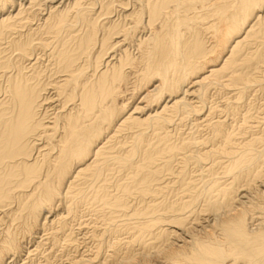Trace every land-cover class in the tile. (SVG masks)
I'll list each match as a JSON object with an SVG mask.
<instances>
[{
  "label": "bare ground",
  "instance_id": "obj_1",
  "mask_svg": "<svg viewBox=\"0 0 264 264\" xmlns=\"http://www.w3.org/2000/svg\"><path fill=\"white\" fill-rule=\"evenodd\" d=\"M0 264H264V0H0Z\"/></svg>",
  "mask_w": 264,
  "mask_h": 264
},
{
  "label": "rangeland",
  "instance_id": "obj_2",
  "mask_svg": "<svg viewBox=\"0 0 264 264\" xmlns=\"http://www.w3.org/2000/svg\"><path fill=\"white\" fill-rule=\"evenodd\" d=\"M193 16V15H192ZM192 16H190V17H192ZM192 26V25H191ZM208 46H210V44H208ZM203 72H206V70H203ZM203 72H201V73H203ZM207 110V109H206ZM205 110V112H207ZM189 121H191V120H189ZM189 121H187V123H185V125H184V130H183V128H182V131L181 132H184L183 134H184V136H182V137H185L186 138V136L188 137H190L191 135L193 136V137H197V133L199 132V129H197V128H194L193 126H194V123L192 124V122H189ZM187 134H189V135H187ZM83 247H84V245L83 246H81V251L83 250L84 251V249H83ZM80 251V252H81ZM82 251V252H83Z\"/></svg>",
  "mask_w": 264,
  "mask_h": 264
}]
</instances>
